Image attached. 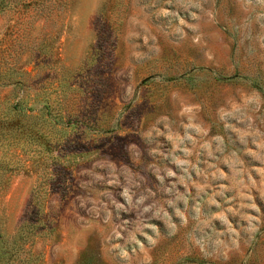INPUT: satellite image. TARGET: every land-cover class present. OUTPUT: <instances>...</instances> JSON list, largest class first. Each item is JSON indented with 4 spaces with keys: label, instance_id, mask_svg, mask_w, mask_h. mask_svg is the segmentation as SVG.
Listing matches in <instances>:
<instances>
[{
    "label": "rangeland",
    "instance_id": "1",
    "mask_svg": "<svg viewBox=\"0 0 264 264\" xmlns=\"http://www.w3.org/2000/svg\"><path fill=\"white\" fill-rule=\"evenodd\" d=\"M0 236V264H264V0H0Z\"/></svg>",
    "mask_w": 264,
    "mask_h": 264
},
{
    "label": "trees",
    "instance_id": "2",
    "mask_svg": "<svg viewBox=\"0 0 264 264\" xmlns=\"http://www.w3.org/2000/svg\"><path fill=\"white\" fill-rule=\"evenodd\" d=\"M2 237L0 236V239ZM3 244V243H2ZM5 244V243H4ZM4 244L1 245L0 247V256H3L5 258H7L8 260L12 259V253L10 252V250H8L7 248H4ZM14 254V253H13Z\"/></svg>",
    "mask_w": 264,
    "mask_h": 264
}]
</instances>
